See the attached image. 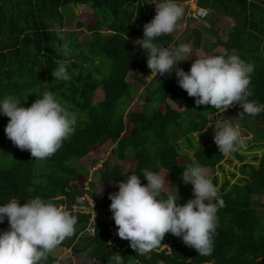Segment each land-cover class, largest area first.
Instances as JSON below:
<instances>
[{"label": "trees", "instance_id": "16d2710c", "mask_svg": "<svg viewBox=\"0 0 264 264\" xmlns=\"http://www.w3.org/2000/svg\"><path fill=\"white\" fill-rule=\"evenodd\" d=\"M151 3L152 0H0V100L13 96L21 100V106L28 107L45 92H52L77 116L73 135L45 159L39 170L36 165L40 160L34 159L28 150L18 149L7 138L4 129L9 118L0 115V206L13 198L23 204L37 196L64 204L69 210L74 205H85L86 200L79 199L84 196L89 171L72 160L83 158L92 148L107 142L115 144L119 160L106 159L100 168L101 183L108 187L126 180L130 174L138 175L141 183L146 184L145 170L159 173L164 169L169 186L175 188L184 183L183 170L193 163V158L204 168L221 165L226 159L215 143L194 147L191 142L192 134L202 131L210 117L220 110L210 105L196 106L195 98L178 85L175 71L151 80L141 110H127L139 90L132 79L144 84L151 72L146 51L136 43L143 37L144 24L156 13ZM196 3L233 21L226 38L209 29L215 40L205 41L204 47L211 52L221 45L225 53H238L245 62L252 63L253 95L248 99L264 104V0ZM77 4L88 6L95 16V21L86 25L88 36L82 40L77 38L76 30L66 28L68 19L63 14V9ZM81 27L83 23L77 22L76 28ZM174 41L171 33L154 42L168 47ZM65 44L71 49L67 56L62 51ZM212 55L222 54L211 52ZM60 63L66 64L70 80H56L51 75ZM168 101L184 102L185 108L177 110ZM255 116L264 124V112ZM238 124L248 128L242 121ZM253 137L257 144L250 148L264 144L263 131L256 129ZM180 138L193 149L192 158L181 150L177 142ZM231 155L245 161L243 154ZM129 159H133L135 166L124 172L120 161ZM254 159L257 163L248 161L239 166L240 175L233 182L224 179L217 187V179L212 181L224 206L218 208L210 256L197 254L171 233L165 235L163 244L172 251L136 254L128 240L117 239V226L109 208L110 192L100 193L94 182H89L86 193L104 218L90 223V213L75 212L78 223L74 234L58 248H70L74 255L87 250L89 257L99 264H109L116 253L123 257V264H264V151L260 156L255 154ZM235 175L231 172L232 177ZM169 195L162 193L163 198ZM178 197V203H185ZM8 227L7 219L0 223V231ZM94 227L96 235L90 232ZM56 263L54 252L42 262Z\"/></svg>", "mask_w": 264, "mask_h": 264}, {"label": "clouds", "instance_id": "9594fccd", "mask_svg": "<svg viewBox=\"0 0 264 264\" xmlns=\"http://www.w3.org/2000/svg\"><path fill=\"white\" fill-rule=\"evenodd\" d=\"M151 4L155 5L156 13L144 24L143 37L136 41L147 53L150 74L156 77L157 74L170 75L175 71L178 85L189 97L195 98L196 106L210 105L224 113L229 107L239 105L241 116L264 112V104L248 99L253 95L250 88L254 72L252 63L245 62L238 53L193 59L190 44L169 48L155 43L157 37L176 30L185 10L177 0H152ZM200 8L208 10L198 6V10ZM192 16L201 20L205 17L195 13ZM62 51L67 56L71 49L65 44ZM186 60H193L187 72L177 66L178 62ZM51 75L56 80L68 81L71 78L65 63H60ZM20 101L13 96L0 100V115L9 118L5 134L18 149L28 150L34 159L43 161L55 154L73 135L77 116L52 92H45L42 98L28 107L21 106ZM208 126L214 128L213 139L219 153L228 156L246 148L239 124L224 120ZM165 175L145 170L143 177L147 183L142 184L138 175L130 174L118 183V191L109 194V208L117 226V235L128 240L129 247L138 255L164 249L172 251L163 244L165 235L171 233L197 254L210 256L214 250L218 208L224 206L217 188L207 170L193 158V163L182 173L183 182L192 185L193 198L180 204L176 194L162 197L165 186L169 185ZM82 199L89 206L86 213L94 216L92 209L97 208L91 196L85 191ZM78 211L80 209L76 207L69 210L64 204L39 196L23 204L18 203V198H13L0 206V223L7 219L9 226L7 230L0 231V264H42L66 238L74 234L78 223L74 213ZM90 232L96 235L95 227ZM109 264H123V257L116 253Z\"/></svg>", "mask_w": 264, "mask_h": 264}, {"label": "rangeland", "instance_id": "374dc122", "mask_svg": "<svg viewBox=\"0 0 264 264\" xmlns=\"http://www.w3.org/2000/svg\"><path fill=\"white\" fill-rule=\"evenodd\" d=\"M177 2L184 7L185 11L182 19L178 21L176 30L172 33L175 41L168 45V47H177L179 46V42H181L182 44H190L192 46L191 55L193 59L203 56H210L211 52L224 54L226 50L222 46H217L213 48V51L209 52L205 49L204 42H212L215 40V36L209 32V29L215 30L220 35L225 36L226 38L229 24L231 25L233 21H230L221 13L211 10H207L208 17H206V20H196L191 15V12H194L195 14H197L198 12V5L196 3V0H179ZM63 14L68 19L66 28L76 30V36L78 39L82 40V38L88 36V32L85 30L86 25L91 24L95 21V16L88 6L79 4L69 6L68 8L63 9ZM77 22L83 23V27L76 28ZM192 62L193 60L180 61L178 62L177 66L187 72ZM134 73L138 72L134 71ZM158 76L161 75L157 74V76L154 77L152 74H150L149 76H146L144 84L139 82L137 83L132 78L128 77L130 80L132 79L134 85L139 87L138 93L134 95V97L130 100V105L127 109L128 111L141 110L143 104H145V101L148 98L145 93V89L147 88V85L151 83V80H156ZM168 102L170 106L176 108L177 110H183L185 108L184 102H181L179 104L173 103L171 101ZM159 107L162 109L164 108V106L162 105H160ZM241 112L242 109L239 107V105H236L235 108H230V110L227 109L224 113L220 111L218 114H215V116L210 117L207 125L203 128L202 131L194 132L192 134L191 142L194 144V147H204L206 145H210L211 143H215L213 139L214 128L209 127L208 125L214 126L218 121L224 120H227L233 125H236L239 121H242L249 128L248 129L239 125L242 137L245 140L249 139V142L246 143V148L238 151V153L245 155V161L241 162L230 154L226 156V159L220 162L221 165H216L213 168H205L211 181H213V179L215 178L217 179V187L223 182L224 179H230V181L233 182L235 178L240 175L239 166L242 163H246L248 161L257 163V160L254 159V155L257 154V156H260L264 151V144L258 148H250L252 145L257 144V142L252 140L254 131H256V129H259L264 132L262 127L264 125L263 122L258 121L256 116L247 114L241 116ZM128 129L129 125L126 126V130L123 132V134L127 133ZM177 142L180 143L181 150L183 152H186L188 156L192 158L193 149L189 148L188 143L182 140V138H180ZM106 159L111 162L119 161L115 156L114 143L107 142L99 147L92 148L90 153H88L83 158L72 160V163L76 165H84L89 170L87 181L85 182V191H87V189H90V185L88 186V181L94 182V188H97L100 193H106L108 191L110 193H115L116 191H118V184L116 183H111V187L105 186L101 183L100 168L102 167V164ZM228 160H231V162ZM44 164L45 160L38 161L36 168L40 170L41 167L39 168V166H43ZM120 164L124 172L135 166L133 159L120 161ZM231 172H235L236 175L232 177ZM165 173L166 171L164 169H160L158 174L164 175ZM165 179L169 184L167 175H165ZM164 191L168 192L172 196H175V194L177 196H180L185 202L188 199L193 198L192 185L190 183H183L176 186L175 188H171L169 185H166ZM92 211L95 213V215L93 216L92 214L90 221L91 223L104 218L103 214L97 213V210L95 208H93ZM117 239L121 241L124 240L119 236L117 237ZM53 252L57 256L56 264H99L96 260L89 257L87 250L74 255L71 252L70 248L64 249L61 247H57Z\"/></svg>", "mask_w": 264, "mask_h": 264}, {"label": "built area", "instance_id": "2783aa9c", "mask_svg": "<svg viewBox=\"0 0 264 264\" xmlns=\"http://www.w3.org/2000/svg\"><path fill=\"white\" fill-rule=\"evenodd\" d=\"M207 14V10H205V9H199L198 10V12H197V15L198 16H200V17H204L205 15ZM82 198H80L79 199V201H81L82 202V200H81ZM90 203V202H89ZM91 204V203H90ZM73 207H76V208H80V210L81 211H83V212H86L87 210H88V208H89V206L87 205V204H85V205H80V206H77V205H74Z\"/></svg>", "mask_w": 264, "mask_h": 264}, {"label": "crops", "instance_id": "0c3cea01", "mask_svg": "<svg viewBox=\"0 0 264 264\" xmlns=\"http://www.w3.org/2000/svg\"><path fill=\"white\" fill-rule=\"evenodd\" d=\"M208 10H210L209 8H207ZM194 14V12H192V15ZM194 19H196V20H199L200 18H198V17H195V16H192ZM206 19V18H205ZM227 19H229V18H227ZM201 20V19H200ZM230 20V19H229ZM201 21H203V20H201ZM229 27H230V24H229ZM229 29V28H228ZM218 46H221V45H218ZM215 47H217V46H215ZM214 47V48H215ZM223 47V46H222ZM224 48V47H223ZM222 54V53H221Z\"/></svg>", "mask_w": 264, "mask_h": 264}, {"label": "water", "instance_id": "95a60500", "mask_svg": "<svg viewBox=\"0 0 264 264\" xmlns=\"http://www.w3.org/2000/svg\"><path fill=\"white\" fill-rule=\"evenodd\" d=\"M149 255V254H148Z\"/></svg>", "mask_w": 264, "mask_h": 264}]
</instances>
